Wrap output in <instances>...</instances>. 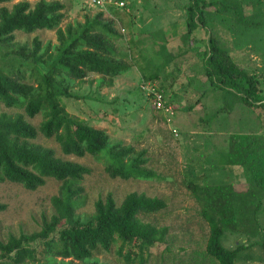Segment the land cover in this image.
Here are the masks:
<instances>
[{"label":"trees","instance_id":"obj_1","mask_svg":"<svg viewBox=\"0 0 264 264\" xmlns=\"http://www.w3.org/2000/svg\"><path fill=\"white\" fill-rule=\"evenodd\" d=\"M15 1L0 0V5ZM119 9L107 6V12L113 15ZM66 11L67 7L57 0L21 1L12 8H0V104L25 113L0 114V184H16L34 192L50 179L61 183L58 195L51 199L54 212L50 217L43 216L40 231L10 235L6 242H0V264H100L97 257L114 249L125 264H146L145 249L166 244L169 229L143 219L164 212V200L131 193L118 204L108 194L95 203L92 215L78 214L86 204L81 184L92 171L63 161L53 149L34 142L43 136L56 141L66 156L89 155L103 164L111 179L156 180L158 175L148 169L146 151L112 143L106 131L71 116L64 101L85 100L72 91L90 75L99 77V86L111 87L135 64L142 75V87L154 90L142 89L141 93L151 101L153 111L162 113L155 106L158 95L167 108L178 98L167 92L177 78L167 74L172 76L168 87L164 75L171 66L179 71L183 62L177 63V59L190 52L202 64L200 75L210 85L203 97L212 94L221 103L217 111L199 119L200 124L215 122L220 114L230 116L238 107L247 109L257 120L248 132L228 136V148L220 154L218 163H209V175L197 174L193 161H188L185 173L191 180L187 188L209 227L200 264H264V0H188L181 36L185 43L178 54L168 48L173 35L166 39L164 34H153L150 48H135V42L126 50L116 47L122 34L114 29L112 20L104 19L107 12L85 16L84 22L63 27ZM38 31L55 32L58 44H43L38 37L31 44L16 43V33L32 35ZM198 31L202 37H198ZM223 33L231 38L232 49ZM232 50H249L261 68L240 66ZM199 105L201 98L187 110L194 112ZM38 115L43 117L39 127L26 120ZM163 118L167 123L165 115ZM170 131L180 137L177 128ZM238 167L247 185L241 191H236L239 185L231 182L235 178L233 168ZM213 172L220 176H211ZM5 210L6 206L0 204V213ZM231 235L245 241L228 248L226 242Z\"/></svg>","mask_w":264,"mask_h":264},{"label":"rangeland","instance_id":"obj_2","mask_svg":"<svg viewBox=\"0 0 264 264\" xmlns=\"http://www.w3.org/2000/svg\"><path fill=\"white\" fill-rule=\"evenodd\" d=\"M34 3L38 0H17ZM67 7V19L63 24L84 22L85 16L94 17L98 11L87 10L73 2V0H57ZM113 1V0H112ZM125 7L117 14L104 13L105 20L114 22V29L122 34L116 41V47L126 50L131 42L138 47L150 48L153 34H164L169 43V51L178 54L184 47L182 35L185 31L186 15L184 6L188 0H120ZM0 5L12 8L15 4ZM163 32V33H162ZM198 37H202L200 31ZM224 41L232 49L231 38L223 33ZM38 37L43 44L57 45L55 32L38 31L29 35L16 33V43L31 44ZM136 49L133 47V52ZM232 57L242 67L260 69V61L251 58L249 50H232ZM138 59V56L135 55ZM1 62V61H0ZM177 63L183 62L179 71L171 66L166 74H173V86L168 94L178 96L174 101L173 115L170 123H166L163 113L152 110L150 100L142 91V75L137 65L132 70L118 77L114 84L99 86L96 75H90L82 85L76 84L72 93L85 100H65L66 111L73 117L89 123L96 129L104 130L111 142H122L126 146L134 147L138 152L146 151L150 159L148 169L154 171L158 177L153 181H135L111 179L105 172L103 164L87 155L83 158L66 156L62 153L59 144L53 139L43 136L34 142L45 148L53 149L57 158L73 162L89 168L92 173L85 177L81 184L86 197L85 206L78 214L90 216L94 213V205L100 198L112 194L118 204L131 193L145 194L149 198H159L167 203V209L154 216L143 218L145 222L158 227L169 229L166 244L159 248L145 249L146 264H200L209 236V227L200 216V207L187 188L189 176L186 175L188 161L192 160L195 170L201 174H210V162L218 163L220 154L228 148L227 138L231 133L248 132L252 122L257 124L256 116L243 107L236 108L230 116L222 115L218 120L207 125H201L199 119L207 118L220 106L214 95L203 97L210 85L200 75L202 64L193 53L178 58ZM132 64V63H131ZM189 66H193L189 69ZM167 75L168 87L172 76ZM163 77V78H164ZM159 85V83L157 82ZM160 86V85H159ZM171 92V93H170ZM169 95V97H170ZM201 98V105L194 112L187 110L194 106ZM117 100L118 102H116ZM23 114V110L7 109L0 104V114ZM167 118V117H166ZM223 118V120L221 119ZM26 120L35 127H39L43 117L38 115L34 119ZM220 123H219V122ZM174 126V127H173ZM177 128L180 137L171 134V129ZM264 134V131L262 132ZM105 153V157H107ZM235 158L232 159V163ZM235 178L231 182L238 184L236 191L246 189L243 170L233 168ZM213 177H219V172H213ZM199 183V182H198ZM61 183L50 179L44 187L31 192L16 184H0V204L6 210L0 213V242H6L10 235L19 236L21 233L33 234L40 231L43 216L50 217L54 210L51 199L58 195ZM264 216V214H263ZM245 241L241 236L228 237L226 247L233 248L237 242ZM140 253L139 250H135ZM150 252V256H148ZM100 264H125L124 259L116 254V249L107 255L97 257ZM139 264V262H136ZM259 264V263H256Z\"/></svg>","mask_w":264,"mask_h":264},{"label":"built area","instance_id":"obj_3","mask_svg":"<svg viewBox=\"0 0 264 264\" xmlns=\"http://www.w3.org/2000/svg\"><path fill=\"white\" fill-rule=\"evenodd\" d=\"M82 8H86L87 10H94L98 12H107V6H115L118 8L125 7L124 2H115L112 0H76ZM142 89H145L147 92L153 93V89L147 87H143ZM155 106L158 111H161L165 117H167V123L171 122V118L168 116L173 115V108L172 107H165V103L163 101V97L161 95H158L156 98ZM164 111V112H163Z\"/></svg>","mask_w":264,"mask_h":264}]
</instances>
